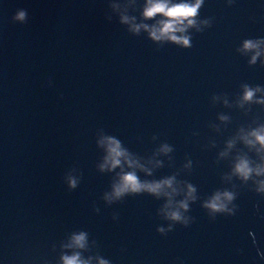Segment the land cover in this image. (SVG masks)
Segmentation results:
<instances>
[{
    "label": "water",
    "instance_id": "obj_1",
    "mask_svg": "<svg viewBox=\"0 0 264 264\" xmlns=\"http://www.w3.org/2000/svg\"><path fill=\"white\" fill-rule=\"evenodd\" d=\"M148 3L0 0V264H264V0Z\"/></svg>",
    "mask_w": 264,
    "mask_h": 264
},
{
    "label": "clouds",
    "instance_id": "obj_2",
    "mask_svg": "<svg viewBox=\"0 0 264 264\" xmlns=\"http://www.w3.org/2000/svg\"><path fill=\"white\" fill-rule=\"evenodd\" d=\"M199 8V0L196 5H188V4H169L165 2V0H149L148 7L145 9V17L146 18H153L157 15H162L164 17H167L168 19L165 21H161V27L158 30H154L152 35L153 38L159 39L160 37L157 35V31H159L162 35L174 33L176 31H183V28H178L177 24H183V21L188 19L189 24L194 23V21L190 20L189 18L194 17L197 13V10ZM26 12L25 11H19L15 17L17 21L23 22L26 19ZM125 22H127L125 20ZM170 39L177 43H184L185 45L188 44V40L184 39L181 41L180 38L176 37L175 35H171ZM254 45H252L251 42H248L246 44V48H252ZM252 93L248 92L246 98H251ZM258 139H260L262 142H264V136H258ZM109 152H110V159L112 162L113 167H116L120 164V157L124 155V153L121 151L120 144L118 141L114 139H109ZM239 171L246 172L247 166L246 164H243L239 166ZM165 183L169 184L171 181H166ZM72 187H75V181H72ZM142 186L139 182L135 174L129 173L122 177V184L118 187H116L115 192L117 196H120L121 194L132 191V192H139ZM161 185H153L148 186L149 190L153 193L158 192ZM216 199H219V196L216 197ZM208 207L218 210L219 205L215 201H213L211 204L208 205ZM179 213H173L172 219L174 220H180ZM85 240V237L83 234L80 236L75 237L76 243L83 247V242ZM64 264H83L79 260L78 256L74 257H65L64 258Z\"/></svg>",
    "mask_w": 264,
    "mask_h": 264
}]
</instances>
